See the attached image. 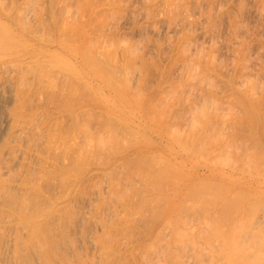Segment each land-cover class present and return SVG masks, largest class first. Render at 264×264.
Wrapping results in <instances>:
<instances>
[{
  "label": "rangeland",
  "instance_id": "1",
  "mask_svg": "<svg viewBox=\"0 0 264 264\" xmlns=\"http://www.w3.org/2000/svg\"><path fill=\"white\" fill-rule=\"evenodd\" d=\"M0 1L26 24L0 47V264H227L215 192L198 184L162 220L151 137L117 108L185 136L207 105L210 129L247 135L230 118L243 84L264 85V0ZM81 30L98 68L69 51Z\"/></svg>",
  "mask_w": 264,
  "mask_h": 264
},
{
  "label": "bare ground",
  "instance_id": "2",
  "mask_svg": "<svg viewBox=\"0 0 264 264\" xmlns=\"http://www.w3.org/2000/svg\"><path fill=\"white\" fill-rule=\"evenodd\" d=\"M22 18L19 20L20 23L25 21ZM19 22L15 21L11 10L6 8L0 1V43H4H2L4 47L0 46L1 48L6 47L5 41L7 43L10 40L11 43L12 38L18 35L22 29L19 26H23V24L19 25ZM24 25H26L25 22ZM3 28L6 30V35L2 32ZM25 29L27 30V26ZM33 31L32 33L35 36L36 33ZM79 37L80 40L77 41V44L69 46V51L71 49L72 54L77 57L78 64L81 65L84 62L91 67L96 63L95 67L98 68L100 63L95 62L97 55L93 54L94 57L92 58L93 52L90 54L87 46V31L81 30ZM62 45L64 46V42H62ZM65 45L68 49V44ZM10 46H8V50L11 48ZM25 47L27 46L25 45ZM1 53L3 54V52ZM81 57L82 59H79ZM98 58L97 61H101L102 57ZM107 60L105 59L106 64ZM101 65L102 70L99 68L101 72L96 69L103 75H105V69L108 66L112 70L115 69L110 64L106 65L107 68H105V65L103 66V63ZM82 69L84 70V67ZM82 69L78 70V67L76 69L80 71V77L76 72L78 78L85 75L86 69L84 71ZM91 70L94 71L95 69ZM114 71L110 72L114 73ZM110 72L108 71L109 74L106 72L105 76L109 81H112L107 76L114 77ZM95 73L97 72L93 74L95 75ZM86 74L88 75L87 72ZM190 74L192 75L189 80L199 77V72L192 71ZM100 75L98 76L102 77ZM84 77L82 78L84 79ZM204 79L207 80L208 77ZM210 81L209 83H212ZM258 82L249 80V82L243 84L244 87L238 89V92L236 90L235 99L240 104V110L231 112L230 122L238 125L239 120H242V116L245 117L249 124V132L245 136L237 137L234 141L227 140L222 129H217L216 126L209 128L211 118L209 117L210 110H208L207 105H197L195 107L196 109L200 108L202 115L207 114L206 119L201 120V118L198 119L199 117L196 118L195 116L194 118L197 120H192L197 121V123L194 121L193 124L191 123L189 129L192 133L188 132L185 136L178 131L176 132V127L179 124L175 125V132L171 133L167 129L166 122L156 124L152 120L150 123L144 121L148 108L147 105L139 101L135 100L131 105H127L129 102L127 104L123 102L124 104H120L117 108L121 112L120 116L126 117L128 115L126 120H130L128 122L131 124L135 121L134 119L138 118V125L144 128L151 137L150 144L140 147L139 150L148 152L149 156L152 155L153 164L152 161L151 164L154 176L153 179L150 177L149 180H152L155 189L165 200V206L163 205L164 208H161L162 220L171 223L177 212L176 210H178L177 208L180 207L182 197L194 187H197L198 184L205 183L208 190L215 192L222 209L225 211L224 225L218 230V234L226 252L227 264H264V85L261 86L263 82H260L261 84ZM127 95L130 96L129 88H127ZM130 99L133 100L129 98V101H131ZM74 113L76 114V112ZM75 114L72 113V115ZM194 129L200 132L197 134ZM125 150L122 152H125ZM212 154H216V156L213 157ZM180 232L181 230H178V233Z\"/></svg>",
  "mask_w": 264,
  "mask_h": 264
}]
</instances>
